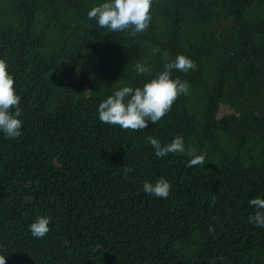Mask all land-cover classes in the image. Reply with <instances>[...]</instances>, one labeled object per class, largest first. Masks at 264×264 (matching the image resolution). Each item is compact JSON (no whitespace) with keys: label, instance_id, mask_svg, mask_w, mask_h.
<instances>
[{"label":"trees","instance_id":"obj_1","mask_svg":"<svg viewBox=\"0 0 264 264\" xmlns=\"http://www.w3.org/2000/svg\"><path fill=\"white\" fill-rule=\"evenodd\" d=\"M47 1L0 0V56L14 75L23 115L19 137L0 134V252L6 264H264V228L248 222L253 212L248 200L264 196V167L253 139L256 132L264 134V118L233 142L251 152L246 169L231 157L233 172L227 166L212 169L226 156L216 146L214 129L221 126L230 134L238 117L249 122L256 112L264 114V84L253 90L236 67L225 72L196 64L187 72L172 70L173 78L187 81L188 90L161 122L160 133L183 136V159L205 155L190 205L175 196L155 206L141 189L134 190L145 179L164 176L142 162L127 176L112 175L126 190L116 188L114 195L122 193L111 203L92 189L93 172L102 165L106 171L124 136L132 135L126 133L131 129L102 123L99 102L113 86H142L177 54L193 61L206 56L197 33L209 19L206 11L220 8V1L153 0L149 27L135 36L91 24L90 0H57L51 16L33 22ZM236 1L252 33L264 41L259 26L264 0ZM257 54L263 65L264 48ZM138 61L151 71L138 74ZM182 97L194 104L182 105ZM221 105L238 116L217 119ZM38 214L51 217L43 238L28 230Z\"/></svg>","mask_w":264,"mask_h":264},{"label":"clouds","instance_id":"obj_2","mask_svg":"<svg viewBox=\"0 0 264 264\" xmlns=\"http://www.w3.org/2000/svg\"><path fill=\"white\" fill-rule=\"evenodd\" d=\"M219 1L220 8L206 11L209 19L201 21L197 33L201 45L208 49L206 56L202 55L199 59L193 57L194 62L185 54H177L174 60L166 61L163 69L145 81L142 86L132 87L127 84L113 86L109 89L110 95L99 102L96 112L102 123L132 130L126 132L132 135L124 136L127 139L119 143L117 153L111 159L113 163L107 170L100 169L105 166L102 165L92 174V189L103 200L107 197L111 203L112 196L121 195L122 191L126 190L113 182L112 175L124 173L127 176L138 162H142L144 166L159 171L165 177L145 179L142 185H135L134 190L141 189L142 195L153 200L155 206H159L157 200L165 201L175 196V199L185 203L183 206L190 205V193L195 184L199 187L201 183L197 167L204 164L205 155L198 154L189 160L183 159L182 153L185 151L183 136L179 134L167 136L160 133L161 122L169 115L178 98L188 90L187 81L181 80L179 76L173 78V69H176V72H187L194 63L208 65L211 69L221 67L225 72H230L236 67L240 73L247 74L244 80L240 79L241 81H247L253 90H261L264 82H260L254 75L264 78V64L260 65L256 61L263 57L257 52L264 48V41H260L252 33L254 29L251 24L245 23V12L236 0ZM152 2L153 0H100L97 3L90 0L91 7L86 12V18L91 24H97L112 32L121 31L122 33L118 32L117 36H127L128 32L135 36L149 27ZM59 5L60 2L57 0L47 1L33 22L51 16ZM259 26L264 27V19L259 22ZM252 48L255 52L254 57L250 59L249 53ZM238 51L240 54H237ZM152 52L154 54L159 52V48L153 47ZM243 65L245 68L240 70ZM135 68L138 74L151 71L147 65L139 61ZM20 100L21 96L15 88L14 75L9 70L8 60L0 56V134L5 138L12 139L21 135L23 115ZM180 101L182 105L194 104L192 101L183 100V97ZM199 108L200 106L196 107L192 112ZM238 114L239 112L234 110L231 115L235 117ZM221 117L217 115V119ZM260 118H264L261 112H256L249 122L238 117L235 119V130L230 134L221 126L214 129L218 136L216 146L223 149L226 156L219 158L222 163L213 166L212 169L227 166L228 171L233 172L235 165L228 157H231L241 171L248 167L251 152L243 144L233 146V142L236 137L253 127ZM133 135L136 138L131 144ZM263 135L256 132L253 136L262 167H264ZM192 176L196 181L192 180ZM116 188L122 191L114 195ZM136 200L141 201L138 195ZM248 204L253 208V212L248 216V222L264 228V196L252 197ZM50 220L51 217L48 215L38 214L28 225L30 234L35 238H43L50 231ZM212 230V226H209V231ZM0 264H6V255L3 252H0Z\"/></svg>","mask_w":264,"mask_h":264},{"label":"rangeland","instance_id":"obj_3","mask_svg":"<svg viewBox=\"0 0 264 264\" xmlns=\"http://www.w3.org/2000/svg\"><path fill=\"white\" fill-rule=\"evenodd\" d=\"M195 65H196V63H194V66ZM233 113H234V110L231 107L223 105L220 107L219 117L223 116V115L233 114Z\"/></svg>","mask_w":264,"mask_h":264}]
</instances>
